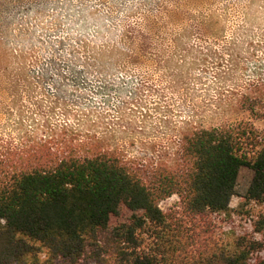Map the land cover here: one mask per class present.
I'll return each mask as SVG.
<instances>
[{"label": "rangeland", "instance_id": "374dc122", "mask_svg": "<svg viewBox=\"0 0 264 264\" xmlns=\"http://www.w3.org/2000/svg\"><path fill=\"white\" fill-rule=\"evenodd\" d=\"M263 59L264 0H0V161L85 140L139 169L172 163L185 130L244 117L231 105ZM251 176L218 239L253 233Z\"/></svg>", "mask_w": 264, "mask_h": 264}, {"label": "trees", "instance_id": "16d2710c", "mask_svg": "<svg viewBox=\"0 0 264 264\" xmlns=\"http://www.w3.org/2000/svg\"><path fill=\"white\" fill-rule=\"evenodd\" d=\"M262 61L231 105L244 117L185 130L172 163L139 169L85 140L0 161V264H264ZM244 171L243 207L261 211L252 234L223 241L214 219Z\"/></svg>", "mask_w": 264, "mask_h": 264}]
</instances>
